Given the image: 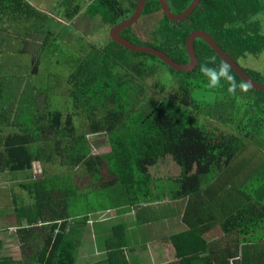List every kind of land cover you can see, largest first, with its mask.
I'll use <instances>...</instances> for the list:
<instances>
[{
    "label": "trees",
    "instance_id": "trees-1",
    "mask_svg": "<svg viewBox=\"0 0 264 264\" xmlns=\"http://www.w3.org/2000/svg\"><path fill=\"white\" fill-rule=\"evenodd\" d=\"M85 1L58 0L53 7L66 22L86 18L110 31L131 16L137 0H88L83 9ZM168 1L174 13H181L191 0ZM158 13L163 17L148 43L137 38L134 25L121 36L181 64L188 62L185 41L195 30L210 34L239 63L264 52V20H256L264 17V0H200L182 22H171L159 0H148L141 18ZM63 25L57 32L51 29L49 16L27 0H0V37L13 28L41 33V52L64 54L59 66L68 74L44 81L39 72L36 79L34 74L24 79L22 73L10 78L0 68V181L7 176L13 186L9 202L0 205V231L14 228L20 249L30 257L18 261L0 253V264H78L84 245L96 259L83 264H129L133 248H126L131 239L122 219L91 225L92 216L129 209L140 217L144 206L166 198L186 201L187 228L170 238L176 248L197 246L215 227L224 235L246 237V243L264 233V158L259 161L264 152L246 153L252 143L260 151L264 146V91L250 87L232 94L225 81L209 87L201 65L208 57H215L213 67L224 61L200 39L194 42L196 67L178 71L156 56L128 51L110 36L103 48L81 43L75 50L61 42L68 37L61 34ZM9 40L1 39L0 46ZM146 57L179 74L180 87L171 97L154 98V88L164 89L166 77L150 85L147 78L160 67ZM243 69L264 82L260 71ZM231 74L238 85L244 83L232 67ZM62 82L67 94L54 93ZM101 133L110 147L96 151L99 141L91 136ZM246 155L257 158L250 163L252 175ZM167 161L176 172L161 167ZM34 162L42 166L37 177ZM246 182L249 189L243 187ZM105 191L110 205L98 200ZM199 221L204 226L198 230ZM232 241L235 248L244 242L241 237Z\"/></svg>",
    "mask_w": 264,
    "mask_h": 264
},
{
    "label": "rangeland",
    "instance_id": "rangeland-1",
    "mask_svg": "<svg viewBox=\"0 0 264 264\" xmlns=\"http://www.w3.org/2000/svg\"><path fill=\"white\" fill-rule=\"evenodd\" d=\"M27 1L30 3V5L35 6L39 11H42L43 13L49 16L50 23L51 25L54 26L50 28L51 29L54 28V31L57 32V30L60 28V25L64 24L62 28H65V29H63L61 34H63L64 36L68 35V37L65 40L61 41L63 42L64 45L66 43L67 44L70 43L72 47L75 50H77L76 45L79 46L81 43H84L90 46L97 45L99 48H103L109 42L110 31H109V27L107 28L106 25H103L102 23L99 24L97 22L94 24L90 23L88 19L86 18L76 19L75 23L66 22L64 18H61V16L58 14V12L61 11L60 8L58 6L53 7V3H56L58 0H27ZM87 2L88 0L85 1V5L83 9L86 8ZM82 13H84V10H82ZM162 17H163L162 13H158L157 15H154L151 17L140 18L133 27L134 34L137 36V38L140 41L148 43L149 41H151V35H150L151 31L154 29V26L156 22H158L159 18L162 19ZM256 20L262 21L264 20V17L262 16L256 17ZM3 27L6 28L7 24L3 25ZM22 36H25V37L22 38ZM6 38H9L11 41L9 40L7 42H2L3 45L0 46V68L3 69L2 70L3 73H8V75H10V78H12L13 75L16 78H20V75H21L20 73H22L25 76L24 79L29 78L30 74H34L32 78L36 79L37 78L36 74L39 72L40 77H42L44 81H46L47 78L49 77L53 78V76L58 77L59 74L62 75L63 77H66L68 75L67 71L64 70V67L59 66V62H61L64 59L62 57V55L64 54H60V52L53 53L51 49L46 50L44 53L41 52L40 45L43 39L41 33L38 34L35 32H30L29 34H27L25 29L23 31V30H16V28H13V29H9L1 33L0 40L6 39ZM146 58L148 59V62H150L151 64L156 63V65L160 67V70L158 69L159 71L155 75L152 74L150 77L147 78L148 79L147 82L150 85L159 83L158 78L166 77V80H165L166 86L164 89L154 88L153 90V95H155L154 98L161 99L164 97H171V94H173L174 91L176 89H179L180 87L178 85L179 82L177 81V78H179L178 76L179 74H177V72L173 73V71H171L170 68H168L167 66H164L163 64L156 61L155 59H152L150 57H146ZM240 64L242 65V67L245 66L251 69H256L264 75V52L261 55H259V57L248 56L246 59H243L242 63L240 62ZM158 66H156V68H158ZM11 68L18 71L19 73L12 72L10 70ZM57 86H59L58 83L54 87H57ZM68 88L69 87L67 86V84L62 82L59 88L57 90L53 89V91L54 93H58V94L59 93L67 94ZM50 91L52 93V90ZM42 97H43L42 94H40L38 97L39 109H43L42 107L43 103L40 102L42 100ZM91 137H93L94 141L96 142L99 141V145L96 146V151L105 150L110 147V146L108 147L109 142H107V138L105 137L103 133L98 134V135L95 134V135H92ZM247 147L248 148H246V150L248 151H246V153L248 152L252 153L251 149L256 150V153L254 152V154L261 153L262 151L264 152V146L260 148L261 151L259 149H256L257 146L256 144H253V143ZM260 155H261V159H259V161H261L264 158V153ZM256 160L257 158L251 161L249 156L246 155L245 161L248 162L247 163V166H248L247 174L251 173L252 175V172L250 171V167H251L250 163L256 162ZM166 163L167 164H163L161 167L165 169H170L169 170L170 173L177 171V167H172L173 162L167 161ZM253 165L255 164L252 163V166ZM52 168L54 169V167ZM32 170H33L32 173L35 174V176L37 177L39 173L42 172V166H40L38 162H34ZM16 173H18V175L21 176L19 172H16ZM4 177L0 181V205L1 206H4L6 204V202L8 201L6 196L10 195L9 186L11 185V182L6 180L7 176H4ZM23 177L25 178L26 174ZM23 177H22V181L24 180ZM248 177H251V176L248 175ZM244 184L245 186L243 187H245V189L246 188L249 189L251 182H246ZM108 193H106L105 191L102 194L103 197L100 196V198L98 199V200L101 199L102 204H105V205L112 204V201L109 200ZM180 206H181V203H180ZM77 207L82 208L81 203H78ZM82 210H85V208L83 207ZM127 211L129 213L131 212L129 209H125V210H122V213H125ZM152 212L155 215V217L159 214L157 210H153ZM115 215H116V212L114 211L105 212L103 214H95L92 216V220L90 223L92 225L93 223L92 221L95 222L96 220H100V219L105 220ZM145 215H146V212L142 210L141 216H145ZM177 225L181 226L178 223ZM87 238L89 241L90 236H87ZM11 244L13 245L5 247V249L0 248V253L3 257H13L15 260H18V261H21L22 259L25 260V258L27 257L26 259L29 261L30 257L26 255L20 249L19 243L16 244L15 242H12ZM89 252L90 251L88 250V245L87 246L84 245L81 247L80 256H79L80 263H85L89 260L94 259L93 257L90 256L91 253Z\"/></svg>",
    "mask_w": 264,
    "mask_h": 264
},
{
    "label": "crops",
    "instance_id": "crops-1",
    "mask_svg": "<svg viewBox=\"0 0 264 264\" xmlns=\"http://www.w3.org/2000/svg\"><path fill=\"white\" fill-rule=\"evenodd\" d=\"M11 188L12 185L9 186V189ZM185 205L184 200L166 198L144 206L142 210L146 212L145 216L137 217L132 210L130 213L115 211V216L122 219L123 232L131 239L129 246L126 247L133 248L129 252V264H264L263 232L251 235L253 241L249 236V243H246V237L238 236L237 233L224 235L218 227H215L203 235L205 241H200L197 246L181 245L177 247L179 250L177 252L170 238L171 235L183 232L187 228L182 220ZM153 210L159 212L156 217ZM203 226L204 221L197 222L198 230ZM15 235L14 228L0 232L1 249L13 245L12 242L18 244ZM238 237L244 242L235 248L232 239ZM90 256L94 258L93 260L96 259V256L91 254ZM78 264L83 263L78 261Z\"/></svg>",
    "mask_w": 264,
    "mask_h": 264
},
{
    "label": "water",
    "instance_id": "water-1",
    "mask_svg": "<svg viewBox=\"0 0 264 264\" xmlns=\"http://www.w3.org/2000/svg\"><path fill=\"white\" fill-rule=\"evenodd\" d=\"M147 1L148 0H137L135 10L131 14V16H129L127 19L122 20L121 23L111 28L110 37L114 42H116L123 48L127 49L128 51L156 56L166 65H169L175 70L190 71L193 70L198 63V59L194 48V42L196 39H200L204 41L222 61L229 63L231 67L235 70V72L242 78V80L250 84V87L264 91V82H260L255 78H252L243 69L242 65L238 61L234 60L231 56L227 55L220 48V46L217 44L214 38L207 32L201 30H195L188 35L185 41V50L188 56V62L185 64L178 63L171 56H169L167 53H165L162 50H159L152 46L137 45L132 43L128 39L122 37L121 32L135 25L137 21L140 19L142 13H144ZM159 2L163 14L171 22H182L194 12V10L199 5L200 0H191L188 7L185 10H183L181 13H174L169 6L168 0H159Z\"/></svg>",
    "mask_w": 264,
    "mask_h": 264
},
{
    "label": "clouds",
    "instance_id": "clouds-1",
    "mask_svg": "<svg viewBox=\"0 0 264 264\" xmlns=\"http://www.w3.org/2000/svg\"><path fill=\"white\" fill-rule=\"evenodd\" d=\"M215 65V57H208L205 63L201 65V73L209 81V87L216 88L221 86V81L228 83V91L235 94L236 90L239 89L243 92H247L250 89V84L244 82L242 84H237L235 78L231 74V65L227 62H223L218 66Z\"/></svg>",
    "mask_w": 264,
    "mask_h": 264
},
{
    "label": "flooded vegetation",
    "instance_id": "flooded-vegetation-1",
    "mask_svg": "<svg viewBox=\"0 0 264 264\" xmlns=\"http://www.w3.org/2000/svg\"><path fill=\"white\" fill-rule=\"evenodd\" d=\"M136 3H137V1H136ZM169 6H170V3H169ZM134 10H135V9H134ZM144 11H145V10H144ZM142 14H144V13H142ZM141 17H142V16H141ZM141 17H140V18H141Z\"/></svg>",
    "mask_w": 264,
    "mask_h": 264
}]
</instances>
